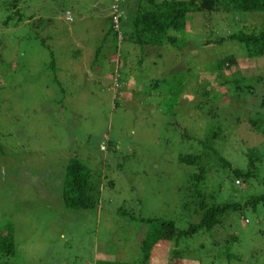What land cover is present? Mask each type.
Listing matches in <instances>:
<instances>
[{
  "label": "rangeland",
  "instance_id": "rangeland-1",
  "mask_svg": "<svg viewBox=\"0 0 264 264\" xmlns=\"http://www.w3.org/2000/svg\"><path fill=\"white\" fill-rule=\"evenodd\" d=\"M136 1L119 2L122 32L129 30L127 18ZM3 3L0 0V209L13 216L1 225L13 227L16 250L10 261L0 264L139 263L146 227L137 228L141 224L117 211L171 220L180 230L198 222L182 209L190 169L178 158L192 153L194 139H204L212 126L222 129L216 147L234 169L246 170L245 154H255L254 149L264 160V134L251 125L260 113L264 130V57L248 60L234 43H206L243 23L257 28L264 24V14H191L185 32L175 35L181 49L145 48L143 55L137 46L124 43L115 55L110 46L102 47L95 61L110 27L112 0H20L22 13L31 17L24 24L14 19L5 24L9 12ZM66 10L73 14L72 22L64 19ZM41 17L51 20L45 32H38L50 34L47 48L32 37L37 32L30 24ZM228 55H235L237 64L224 71L225 76L238 73L246 85L250 82L252 94L236 96L229 86H219L216 73H199ZM187 67L201 78L187 79L181 95L170 94L175 90L174 84L167 86L171 82L152 92L155 80L186 72ZM196 85L210 92L207 107L199 108L203 98ZM184 131L191 140L182 138ZM72 157L100 178L99 204L93 209L63 205L61 182ZM240 182L233 185L228 174L216 172L208 178L207 193H217V203H242L264 193V173L251 183ZM228 215L212 234L191 238L187 250L182 242L164 245L153 261L166 264L176 249L185 257L170 264H224L217 263L216 256L222 254L215 243L235 237L231 251L240 261L229 264H264V204Z\"/></svg>",
  "mask_w": 264,
  "mask_h": 264
},
{
  "label": "trees",
  "instance_id": "trees-1",
  "mask_svg": "<svg viewBox=\"0 0 264 264\" xmlns=\"http://www.w3.org/2000/svg\"><path fill=\"white\" fill-rule=\"evenodd\" d=\"M4 5L9 12V16L5 24L9 23L12 19L17 20V23L24 24V20H29L22 13L20 0H3ZM121 0H112V5L117 7V21L114 23L113 17L110 16L109 30L104 34L100 47L97 48L95 54V61L100 56V52L104 46H110L112 54L115 55L119 51L121 44H131L137 46L141 53L144 55L145 48L154 47H172L176 50L181 49L183 44L178 43L175 35L184 33L188 16L195 13H230V12H243L249 14H264V0H137L132 9V15L127 18L129 22V30L122 32L120 30L121 16L119 15V2ZM139 1V2H138ZM64 19L66 22L74 20L73 14L70 10H66ZM241 24V23H240ZM51 25L50 19H43L42 17L32 22L30 26L37 32V35L32 37L39 39L41 46L47 48L50 43V34L47 32L45 37L38 35V32H45ZM181 35V34H180ZM178 37V36H177ZM216 41H207L208 44H224L230 42L238 45L241 50L242 57L253 60L256 58L264 57V24L258 27H247L244 23L241 24L237 31H228L226 35L216 37ZM180 44V45H179ZM207 44V45H208ZM159 57V56H157ZM237 64L235 55H228L220 60H217L211 67L207 69H199L205 74L216 73V80L221 87H228L233 90V94L240 97L242 92L252 94L253 89L250 85H246V80L238 73L226 77L224 71L230 70ZM55 62L51 63L53 70ZM185 72H177L172 74L166 79L155 80L153 82L152 92L158 91L160 85L169 87L171 84L175 85V92L170 91L172 96H178L183 93L187 83V79H192L198 82L199 74L192 73L187 67ZM180 71V70H176ZM182 77V79L180 78ZM177 78V80H175ZM190 80V81H192ZM173 81V82H172ZM197 86V94L203 98L202 104L199 106L201 109L204 105L208 106L210 101L208 97L210 92L206 91L202 86ZM218 95V94H217ZM215 99V97H214ZM260 107L264 109V94L260 102ZM262 115L255 114L256 121L251 122L254 130L258 133L264 134L261 128ZM222 129L218 126L210 127L204 139H194L195 148L189 155H182L178 158L179 163L188 167L190 172H187V190L185 198L182 201V209L189 211L198 222L190 224L187 229L180 230L176 227L175 223L171 220L161 219H142L135 218L132 213L125 210H118L117 213L123 218L134 220L135 223L145 226L146 231L139 244L140 261L137 264H155L153 261L154 254L163 247L173 246L177 247L179 242L185 244L184 250H187L191 238L198 234H212L216 228L221 227L223 218L228 219V214L244 211H255L257 205L264 204V193L252 196L242 203H217L216 199L219 195L210 191L207 193L208 178L219 172L222 176L227 174L231 177L232 184L239 180L244 185L246 182L260 179V174L264 173V166L262 155H258L254 149L255 154L246 153L247 167L246 170L234 169L231 163L224 158V156L217 149L216 144L221 140ZM183 139L191 140V137L184 131ZM198 148V150L196 149ZM253 150V149H248ZM260 157V158H259ZM259 163V165H257ZM240 182V183H241ZM100 178L94 177L88 165L79 160L77 157H72L68 160L64 169V177L61 182V194L63 205L66 209L70 210H83L87 211L93 209L99 204L100 197ZM112 185V183H110ZM182 194V195H183ZM20 210V209H19ZM18 210V211H19ZM4 218V219H3ZM13 216L0 209V261L6 263L11 260L15 254V237L11 227L7 229L1 225L3 220L11 222ZM246 218L244 217V220ZM247 220V219H246ZM248 221V220H247ZM223 242L215 243L218 250L221 251L222 257L216 256L217 263L224 262V264L231 263V260L240 261L238 256L232 253L231 246L237 242L235 237L224 238ZM182 250L173 249L169 252V262L172 263L174 259L177 261L184 258ZM173 259V260H172ZM152 260V262H151ZM212 264L214 261L211 262ZM97 264V262H96ZM125 264V263H120ZM130 264V263H129Z\"/></svg>",
  "mask_w": 264,
  "mask_h": 264
},
{
  "label": "built area",
  "instance_id": "built-area-1",
  "mask_svg": "<svg viewBox=\"0 0 264 264\" xmlns=\"http://www.w3.org/2000/svg\"><path fill=\"white\" fill-rule=\"evenodd\" d=\"M115 1H118V0H115ZM111 13H112V17H113V20H114V23H115L117 21V18H118L117 7L116 6H113L111 8Z\"/></svg>",
  "mask_w": 264,
  "mask_h": 264
},
{
  "label": "clouds",
  "instance_id": "clouds-1",
  "mask_svg": "<svg viewBox=\"0 0 264 264\" xmlns=\"http://www.w3.org/2000/svg\"><path fill=\"white\" fill-rule=\"evenodd\" d=\"M244 223H245V224H247V223H248V221L245 219V220H244Z\"/></svg>",
  "mask_w": 264,
  "mask_h": 264
}]
</instances>
